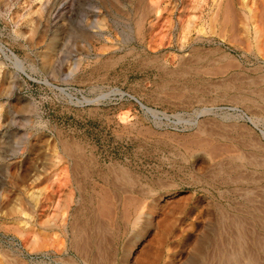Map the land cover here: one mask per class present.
Returning <instances> with one entry per match:
<instances>
[{
  "label": "rangeland",
  "instance_id": "obj_1",
  "mask_svg": "<svg viewBox=\"0 0 264 264\" xmlns=\"http://www.w3.org/2000/svg\"><path fill=\"white\" fill-rule=\"evenodd\" d=\"M145 2L162 11L138 33L137 0H0V43L18 57L0 50V264H83L35 252L54 209L33 198L54 164V205L73 198L88 254L101 241L105 264L121 263L147 213L176 227L159 264H179L207 232L219 247L205 264H224L223 249L264 264V0ZM115 185L140 199L129 223L96 214L103 187L119 210Z\"/></svg>",
  "mask_w": 264,
  "mask_h": 264
},
{
  "label": "bare ground",
  "instance_id": "obj_2",
  "mask_svg": "<svg viewBox=\"0 0 264 264\" xmlns=\"http://www.w3.org/2000/svg\"><path fill=\"white\" fill-rule=\"evenodd\" d=\"M148 2V1H147ZM225 2V1H224ZM153 4V3H152ZM152 4H147L145 2V0H137V8L135 9V19L136 20V31L138 33L141 32V28H142V20L144 17H148L151 14H154L156 16H159L161 13V9L158 6H152ZM135 5V4H134ZM200 7V6H199ZM247 7V6H246ZM210 9V7L208 8ZM213 9V8H211ZM249 10V9H248ZM217 11V10H216ZM223 11V10H222ZM228 12V10H226V13ZM232 12V11H231ZM134 13V12H133ZM224 14V13H223ZM230 14V13H229ZM193 15V14H192ZM217 15V14H216ZM228 14L224 15L227 16ZM245 15V14H244ZM197 16V15H196ZM230 16V15H229ZM193 17V16H191ZM194 18V17H193ZM202 18V17H201ZM212 18V17H211ZM227 19V20H226ZM224 21V23H226L228 21V18H226ZM233 19V18H230ZM234 20V19H233ZM233 20H230L233 21ZM212 21V20H211ZM216 20H214L215 22ZM238 21V20H237ZM213 22V23H214ZM234 22V21H233ZM232 22V23H233ZM190 23V20H187V24L185 25V27L182 29L184 31L185 28H188V25ZM228 23V22H227ZM171 24V23H170ZM211 24V23H210ZM192 26V25H191ZM220 29V28H219ZM200 30V29H199ZM238 30V29H237ZM239 30L245 34H247L248 32H250V27L248 26V24L246 22H241V26L239 28ZM264 32V31H263ZM184 34V33H183ZM242 34V33H241ZM264 34V33H263ZM101 36V35H100ZM181 37V36H180ZM220 37V36H219ZM181 39V38H180ZM179 39V40H180ZM183 41V40H182ZM185 42V40H184ZM182 42L180 47H182V49L185 47V43ZM187 42V41H186ZM189 43V42H188ZM187 46V45H186ZM0 50L1 52H3L5 54V51L7 50L10 57H12L15 61L18 62V57L17 55L9 50L6 49L1 43H0ZM100 51V50H99ZM178 71V70H177ZM225 71V70H224ZM261 95V94H260ZM245 96V95H244ZM259 98V97H258ZM264 99V98H263ZM261 99V100H263ZM234 101V100H233ZM239 101V100H238ZM242 102V101H241ZM142 107V106H141ZM145 107V106H143ZM211 107V106H210ZM150 109V108H149ZM151 110V109H150ZM249 120H251L250 117H248ZM221 125V124H220ZM207 139V138H206ZM243 139V138H242ZM72 143V142H71ZM262 146V145H261ZM71 148V147H70ZM79 148V147H78ZM65 149V148H64ZM67 150V149H66ZM65 150V151H66ZM81 150V149H80ZM77 153V150H76ZM73 154V153H72ZM58 155V154H57ZM81 154L79 153V156ZM70 156V153H69ZM82 156V155H81ZM71 157V156H70ZM72 158V157H71ZM233 158V157H232ZM263 160V159H262ZM74 163L72 162V164L76 165L75 162L77 160H73ZM75 168H77L76 166H74ZM73 168V167H71ZM107 168V167H106ZM218 168V167H217ZM58 164H54L52 167H48V173L46 176L43 177V182L47 184L46 188L43 190L44 195L41 194V190L39 191L38 195H36L33 199H34V206L40 204V198L42 197V202L41 204H44V214L47 210L54 209L53 212V216L45 221L44 223V229L46 230V232H44V235L42 236V240H44L43 242L45 244H42L43 248L47 247L46 249H43L41 246V248L35 250L36 253H40L43 257L45 256H54L55 258V262H61L63 261V254H69V251H72L74 253V256H78L82 259L83 264H105L104 258H105V252L102 250V245H101V241L100 242H96L94 243V246L92 244V253L90 251V253L88 254L89 251H87V242L81 237L80 232L81 230H79V225L76 226L75 224V219H76V212L75 214L71 211V203L74 202L73 198L69 199L68 204H60V202L57 200L56 205H54L55 201H53V197H55L56 195H58V190L55 189L54 187H56V185L58 184ZM119 168L117 167V170ZM121 169V168H120ZM119 169V170H120ZM200 169V168H199ZM111 172L115 171L114 169H110ZM109 170V171H110ZM118 170V171H119ZM203 170V169H202ZM73 171V170H72ZM122 171V173L126 172L125 169L124 171L121 169L120 172ZM117 172V171H115ZM73 173V172H71ZM76 172H74L75 174ZM114 173V172H113ZM210 173V172H209ZM73 175V174H72ZM119 175V173H117V176ZM121 175V174H120ZM213 175V174H212ZM244 175V174H243ZM116 177V175H115ZM119 177V176H118ZM123 177V176H122ZM130 178V177H129ZM128 177L124 179H129ZM65 179V178H64ZM114 179V178H113ZM119 179V178H118ZM238 179V178H237ZM131 181V179H130ZM129 181V182H130ZM113 182V181H112ZM128 182V181H127ZM115 183V181H114ZM93 184V183H92ZM132 184V182L130 183ZM72 183L70 180V187H71ZM76 185V182H75ZM77 186V185H76ZM100 186V185H99ZM118 186V185H117ZM115 185L116 188H119L120 186L117 187ZM65 187V186H64ZM106 188L105 190L103 189L102 191V195L101 199L98 200V207H97V215H109L111 212H113L112 210H114V212L116 214H118L119 218L125 222V223H129L128 221H130V215L133 211L136 210V207H138L139 204V197H137L136 195L133 196L132 193L134 192V190H131V193H125L126 191H123L121 189V187L119 189H121L120 191L124 192L122 195L120 192L114 194L113 198L115 199V195L117 197V205L119 204V210H117V207H115V209H113V207L111 205H113V203L111 205H108L107 203H111L112 201H109V199H107V197H111L112 196H108L110 195V193L112 192L110 187H103ZM55 189V190H54ZM102 189V188H101ZM110 189V190H109ZM251 189V188H250ZM115 192V191H114ZM113 192V193H114ZM245 192V191H244ZM250 192V191H249ZM139 193V192H138ZM252 193V192H251ZM41 195V196H40ZM72 194L70 193V197ZM142 195V194H141ZM40 196V198H39ZM137 198V199H136ZM170 199L169 196H167V198H162L163 202H168ZM106 200H108V202L106 203ZM116 200V199H115ZM140 200V199H139ZM159 200V198H158ZM143 201V200H142ZM97 203V202H96ZM162 204V203H161ZM116 205V206H117ZM152 205L154 206V208L159 206V201L157 202L156 200L153 201ZM164 205V204H163ZM43 206V205H41ZM162 206V205H161ZM160 207V206H159ZM158 207V208H159ZM39 208V207H38ZM42 208V207H41ZM112 208V209H111ZM162 208V207H160ZM34 210V209H33ZM33 210H30L31 212ZM78 210V209H76ZM62 212V214H59V212ZM164 211V210H162ZM223 212V211H222ZM34 213V211H33ZM161 213V212H160ZM23 214V213H22ZM157 214V213H156ZM77 215V214H76ZM105 215V216H106ZM222 215V214H221ZM45 216V215H44ZM162 216V215H161ZM225 216V215H224ZM78 217V216H77ZM112 217V216H111ZM140 216H135V219H133V223H135L137 220H139ZM158 217V216H157ZM234 219H232L231 221H234L236 224H238V221H240L239 219H237L236 217H233ZM119 219V220H120ZM158 219V218H157ZM231 219V218H230ZM221 220V219H220ZM224 220V219H223ZM174 221V220H173ZM169 221V218H167L165 215L162 219L158 220L156 222V225H154V218L152 213H147L145 215V222L146 225L143 224L144 226H140V227H136L138 228L135 232L134 236V240L131 244H129L127 247L125 245V248L123 250V259L121 261L120 264H159L160 259L163 256L168 255V253L171 251L170 245L169 244H165V242L167 240H169L171 237H176V227H175V223H173ZM176 221V220H175ZM77 223V222H76ZM125 223H123L124 225H126ZM242 223V222H240ZM99 225V224H98ZM178 225V224H177ZM43 226V225H42ZM100 226V225H99ZM99 226H96L97 229L99 231L102 232V230L104 228H100ZM111 226V225H110ZM151 226H154L157 230L154 231V234H148L147 232V228H150ZM224 227V226H223ZM135 228V227H134ZM235 228V227H234ZM43 229V231H45ZM95 229V228H94ZM96 229V230H97ZM183 229V228H182ZM244 229V228H243ZM55 230H61L66 238H67V242L65 240V242L63 241H59L55 243L56 239H51L49 238L50 236L53 237L57 236ZM134 230V229H133ZM21 233V232H19ZM31 233V232H30ZM33 233V237L34 239H38V241H40L41 239V234L36 231H32ZM50 233V234H49ZM244 233V232H243ZM40 234V235H39ZM43 234V233H42ZM228 234V233H227ZM50 235V236H49ZM146 235H153L151 236V238L149 239H145ZM40 236V237H39ZM49 236V237H48ZM182 236V235H181ZM194 236V235H193ZM192 236V237H193ZM48 237V239H47ZM55 238V237H54ZM98 238V237H97ZM132 238V237H131ZM187 238V237H186ZM29 239V238H28ZM88 239V238H87ZM144 239L146 240V244L144 245L145 247L141 248L144 242ZM190 238V242L187 241V244H191V254L184 256L181 255V258L183 257L184 260L181 261L179 264H205V261L203 260L205 257V254L203 255L204 258H202V254L206 251V249L209 246H212L214 244L217 245V243H214V236L213 234L207 232V233H203L200 237L194 239V241H192ZM131 241V239H130ZM261 241H264V237L259 238V241L261 243ZM251 242V241H250ZM255 242V241H254ZM263 243V242H262ZM89 244V243H88ZM188 244V245H189ZM213 244V245H212ZM37 245V244H36ZM172 245V244H171ZM177 246V245H176ZM218 246V245H217ZM231 246V245H230ZM233 246V245H232ZM104 247V246H103ZM133 247H137L139 248L137 251H133ZM219 247V246H218ZM35 247H33L34 249ZM89 248V247H88ZM107 249V248H106ZM188 249V248H187ZM218 250V249H217ZM263 250H264V246H263ZM262 250V251H263ZM219 251V250H218ZM174 252V251H173ZM172 253V251H171ZM179 253V252H178ZM186 253V252H185ZM212 255V254H211ZM217 257L218 260H220L221 262H224V264H231L234 263L236 264L238 260V257L236 255V252L233 251H226V250H221V252H217ZM247 255V254H246ZM74 256H70L68 259H71L72 262L74 261ZM214 256V255H213ZM173 257V256H172ZM247 261H253L255 260L252 255L248 254L246 257ZM66 259V258H65ZM77 261V260H76ZM207 262V261H206ZM240 262V261H239ZM242 262V261H241ZM254 262V261H253ZM51 264V263H49ZM174 264V263H173ZM223 264V263H222ZM250 264V263H249ZM256 264V263H254Z\"/></svg>",
  "mask_w": 264,
  "mask_h": 264
}]
</instances>
